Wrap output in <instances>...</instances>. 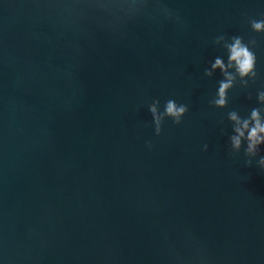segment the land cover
<instances>
[{"label": "water", "instance_id": "obj_1", "mask_svg": "<svg viewBox=\"0 0 264 264\" xmlns=\"http://www.w3.org/2000/svg\"><path fill=\"white\" fill-rule=\"evenodd\" d=\"M261 128L264 0H0V264H264Z\"/></svg>", "mask_w": 264, "mask_h": 264}, {"label": "clouds", "instance_id": "obj_2", "mask_svg": "<svg viewBox=\"0 0 264 264\" xmlns=\"http://www.w3.org/2000/svg\"><path fill=\"white\" fill-rule=\"evenodd\" d=\"M261 23H255L254 27L256 29H260L261 28ZM230 59L235 60L239 71L242 75L247 74L253 67L254 64V56L251 52L248 51V49L244 46H242L241 42L239 39H237L235 41V43L231 46V57ZM217 65H220L221 62L219 60H217L216 62ZM229 85L228 84H222L221 85V89H220V96L221 99L216 101L217 104H223L224 100H223V96H224V89L227 88ZM151 111L153 112V114L155 115V106H150ZM186 111V106L181 105L179 107H177L176 103L173 100H169L166 104V114L173 116L176 120L177 123H179V119L180 116L182 114H184ZM253 116H256V113H253ZM233 119H235V116L233 115L232 117ZM262 131H264V128H261ZM255 134V130L252 134V136H254ZM235 144L238 146L239 145V139L238 138H234ZM251 148V145H250ZM250 163V162H249ZM261 164H264V158H261L260 161Z\"/></svg>", "mask_w": 264, "mask_h": 264}]
</instances>
